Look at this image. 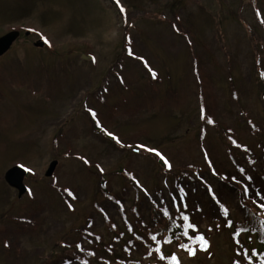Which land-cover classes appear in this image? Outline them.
Listing matches in <instances>:
<instances>
[{
    "label": "rangeland",
    "instance_id": "374dc122",
    "mask_svg": "<svg viewBox=\"0 0 264 264\" xmlns=\"http://www.w3.org/2000/svg\"><path fill=\"white\" fill-rule=\"evenodd\" d=\"M14 30L0 264H264V0H0Z\"/></svg>",
    "mask_w": 264,
    "mask_h": 264
},
{
    "label": "water",
    "instance_id": "95a60500",
    "mask_svg": "<svg viewBox=\"0 0 264 264\" xmlns=\"http://www.w3.org/2000/svg\"><path fill=\"white\" fill-rule=\"evenodd\" d=\"M20 33L18 31H12L0 38V55L6 53L13 43L18 39ZM58 161H53L47 171V176H52L56 170ZM27 170L22 165H16L10 168L6 175V182L13 188L19 191V196H23L27 192V186L24 183Z\"/></svg>",
    "mask_w": 264,
    "mask_h": 264
},
{
    "label": "snow or ice",
    "instance_id": "6c2138e0",
    "mask_svg": "<svg viewBox=\"0 0 264 264\" xmlns=\"http://www.w3.org/2000/svg\"><path fill=\"white\" fill-rule=\"evenodd\" d=\"M116 2H117V4H119V0H116ZM123 10L124 9L121 7V11H123ZM262 75H264V74H262ZM153 76H155V73H153ZM93 115H95V113H93ZM108 135L112 136L113 134L112 133H108ZM148 150L149 151H155L154 149H148ZM157 154H159V153H157ZM165 163H167V161H165ZM169 167H171V165H169ZM241 171H243V170H241ZM249 179H250V177H249ZM244 191L245 192L247 191V187H245ZM260 206L264 207V204H261ZM225 212H226V210H225ZM183 220L187 221V220H189V217L187 215H185V216H183ZM189 226H190V228L194 229V225L190 224ZM229 227H232L231 221H229ZM185 235H188V233H185ZM193 238H196V237H190V239H193ZM152 239L156 240V237L153 236ZM198 240L199 241H203V246H201L200 250L207 251V241L203 237L202 234L198 236ZM164 242L165 243H170V241H164ZM180 247L185 249L186 251H188V253L190 255H195V252H196V248L195 247H192V246L186 245V244H181ZM156 252L160 254V259L161 260L170 259L171 260V264H180L179 258L175 254H171L170 257H165L163 252L161 251V249L159 247L156 249ZM236 264H239V262L237 261Z\"/></svg>",
    "mask_w": 264,
    "mask_h": 264
},
{
    "label": "trees",
    "instance_id": "16d2710c",
    "mask_svg": "<svg viewBox=\"0 0 264 264\" xmlns=\"http://www.w3.org/2000/svg\"><path fill=\"white\" fill-rule=\"evenodd\" d=\"M134 209H136V208H134ZM128 225L131 223V222H126ZM142 225H143V223H142ZM171 227H174L173 225H170ZM147 228H149V227H147ZM128 232L129 231H131L132 232V236H133V238L134 239H140V235H138L135 231L136 230H134L133 231V226L131 227V226H128ZM244 229H245V231H249L250 229L252 230V231H254V232H256L258 235H259V237L261 236V235H263V233L260 231L261 229H257V228H250L249 229V226L247 225V226H245L244 227ZM261 238V237H260ZM94 257V256H93ZM124 263H126V264H131V261H121V264H124Z\"/></svg>",
    "mask_w": 264,
    "mask_h": 264
},
{
    "label": "flooded vegetation",
    "instance_id": "af4514ba",
    "mask_svg": "<svg viewBox=\"0 0 264 264\" xmlns=\"http://www.w3.org/2000/svg\"><path fill=\"white\" fill-rule=\"evenodd\" d=\"M28 35H29V34H28ZM3 36H4V35H3ZM3 36H2V37H3ZM0 38H1V37H0ZM41 44L44 45L45 43L43 42V43H41ZM40 46H41V45H40ZM8 51H9V50H8ZM8 51H7V52H8ZM7 52H6V53H7ZM6 53L0 55V57H3Z\"/></svg>",
    "mask_w": 264,
    "mask_h": 264
}]
</instances>
